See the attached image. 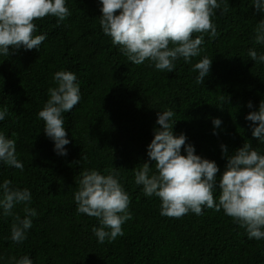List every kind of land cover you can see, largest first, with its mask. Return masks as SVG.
Wrapping results in <instances>:
<instances>
[{
    "label": "trees",
    "instance_id": "obj_1",
    "mask_svg": "<svg viewBox=\"0 0 264 264\" xmlns=\"http://www.w3.org/2000/svg\"><path fill=\"white\" fill-rule=\"evenodd\" d=\"M66 6L71 16L59 24L52 16L34 20L35 34L47 36L39 50L13 52L9 46V55L0 56V107L9 110L0 132L16 140L24 165L22 172L0 165V182L29 188V206L38 213L22 244L10 239L13 217L0 216V264L23 255L33 264H264V242L249 240L223 210L161 216L159 198L146 197L134 182V171L149 160L157 113L166 109L175 113L174 134L184 133L197 155L215 161L218 178L227 163L221 144L229 155L247 141L264 153L245 119L264 100V63L247 55L252 47L264 52L254 42L264 15L252 0H220L212 17L215 37L205 33L201 56L191 63L178 60L168 73L148 61L127 60L101 30L99 0H67ZM203 56L213 58L211 70L198 83L192 68ZM60 70L76 74L81 92L78 105L63 114L71 141L66 156L54 151L37 118ZM213 118L222 121L216 135ZM91 169L118 172L129 195L132 219L112 242L98 243L92 231L97 219L76 211L74 192L81 173ZM22 209L17 205L13 211L23 217Z\"/></svg>",
    "mask_w": 264,
    "mask_h": 264
},
{
    "label": "clouds",
    "instance_id": "obj_2",
    "mask_svg": "<svg viewBox=\"0 0 264 264\" xmlns=\"http://www.w3.org/2000/svg\"><path fill=\"white\" fill-rule=\"evenodd\" d=\"M67 0H0V56L20 48L39 50L46 34H35L34 20L52 16L57 23L71 16ZM99 24L104 35L111 37L114 46L134 65L144 64L158 71L173 72L176 62L203 52L204 34L215 37L217 29L212 22L220 0H99ZM254 8L264 15V0H252ZM254 42L264 46V19L255 28ZM194 33L200 35L193 36ZM247 55L257 63H264V52L249 48ZM213 59V58H212ZM212 59L203 56L193 65L196 80L202 83L210 74ZM54 87L47 89L48 99L37 113L44 122L43 132L54 144V151L66 156L65 147L71 141L65 128L64 113L70 112L81 100L80 85L74 72L60 70L53 74ZM253 109L251 101L247 103ZM9 114L0 107V122ZM175 113L166 109L157 113L154 138L147 145L148 161L134 171V182L142 186L146 197L160 200V215L180 218L189 212L202 215L204 208L223 210L224 214L244 228L249 240L264 242V153L247 141L229 155L227 146L220 145L227 163L217 177L215 161L202 158L195 147L186 143L184 133L174 134ZM245 119L250 122L251 134L264 144V100L258 110L250 111ZM213 135L222 121L213 118ZM182 146L183 153L182 154ZM0 165L24 169L18 158L16 140L0 132ZM154 168V170H153ZM11 181L0 182V216L13 217L10 239L22 244L37 217V210L29 205V188L10 187ZM217 185L219 192H217ZM215 196V199H214ZM78 214H86L98 221L92 231L100 244L123 236L122 225L132 219L130 199L120 182L118 172L105 169L85 170L81 173L73 195ZM23 205V217L13 209ZM3 260V257H0ZM7 264H33L28 255L10 257Z\"/></svg>",
    "mask_w": 264,
    "mask_h": 264
}]
</instances>
